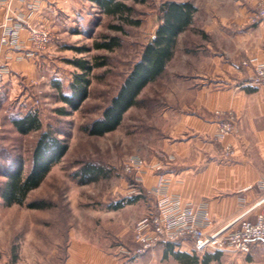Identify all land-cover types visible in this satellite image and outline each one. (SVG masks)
I'll return each mask as SVG.
<instances>
[{
    "label": "rangeland",
    "instance_id": "rangeland-1",
    "mask_svg": "<svg viewBox=\"0 0 264 264\" xmlns=\"http://www.w3.org/2000/svg\"><path fill=\"white\" fill-rule=\"evenodd\" d=\"M75 1L76 6L72 7L65 3L62 23L50 27L58 40L41 51L27 86L22 85L21 93L26 91L27 103L22 102L14 109L18 94L15 91L11 101L0 109V187L4 172L18 161L23 162L25 171L29 170L31 151L42 131L54 130L67 144L61 160L51 167L41 184L27 194L23 204L5 205L0 198V264H63L71 231L103 236L108 218L103 215L108 209L106 204L112 206L121 202V206L130 205L127 206L129 211L137 208L138 219L153 209V196L143 191L139 195L134 193L137 184L132 175L124 172L123 161L130 155L150 161V144L157 142L158 127L167 125L161 112L173 109L184 93L189 96L188 90L177 83L184 81L183 77L191 69L204 70L210 66L211 58H203L199 51L207 44L214 47L226 43L220 34L227 33L223 29L230 25H225L227 21L223 18L230 19L236 11L232 0H176L191 2L196 11L192 24L177 39L165 70L140 91L136 103L123 113L114 130L90 135L85 127L101 117L133 63L139 60L144 45L160 23L159 8L166 0L129 1L130 16L139 23L123 24V32L111 27L119 20L106 15L93 1ZM248 2L253 8L247 24L249 17L264 6V0ZM111 37H116L119 43L112 50L95 47L96 42ZM77 59L104 61L105 64L94 67L86 76L87 96L75 109L61 96L72 94L70 84L75 75L81 73L73 63ZM255 97L252 112L257 117L254 122L264 127V94ZM29 109L37 111L41 129L20 134L10 119ZM220 152L224 160L232 159L235 153L233 150L232 154L225 155L221 144ZM87 163L102 168L105 175L87 183L80 182V169ZM130 188L132 193H127L126 189ZM135 195L140 196L138 201ZM34 200L42 201L45 206L27 207L26 204ZM111 245L118 246V251L124 253L120 251L118 240L113 238Z\"/></svg>",
    "mask_w": 264,
    "mask_h": 264
},
{
    "label": "crops",
    "instance_id": "crops-1",
    "mask_svg": "<svg viewBox=\"0 0 264 264\" xmlns=\"http://www.w3.org/2000/svg\"><path fill=\"white\" fill-rule=\"evenodd\" d=\"M232 2L235 16L223 18L230 27L223 29L227 33L220 34L226 43L214 47L207 44L199 51L203 58H211L210 66L185 74L184 81L177 85L188 90L189 96L184 93L173 109L161 112L167 125L158 127L157 142L150 144L149 160L154 162L156 154L163 152L172 156L171 162L163 171L146 169L138 182L142 190L150 188L163 173L168 195L207 207L212 219L207 231L224 226L230 231L236 225L231 224L234 218L253 220L264 208V202L258 203L264 191L256 186L264 178V127L254 122L257 116L252 112L255 95L264 94V85L252 84L251 67L241 64L249 57L264 62V19L248 25L253 5L248 0ZM65 3L76 6L75 0H7L0 4V23L7 16H18L30 26L50 29L62 23ZM19 41L16 48L0 45V69L4 71L0 78V109L11 101L15 91L18 94L14 109L27 103L26 91L21 93L22 85L27 86L33 65L41 58V51L33 50L29 44L26 24L19 30ZM216 110H233L237 116V131L226 138L235 151L229 160L222 158L220 144L213 139ZM126 191L132 193L131 188ZM127 206L130 205L113 209L106 204L108 209L103 215L108 218L102 237L71 231L63 264H264V240L252 244L247 254L210 251L205 253L210 255L207 260L205 254L200 256L192 251L189 241L159 243L135 258L127 252L120 253L118 246L111 245L113 238L121 243L119 248L124 246L130 251L134 247L131 227L138 219V209L129 211ZM175 253L194 257H179Z\"/></svg>",
    "mask_w": 264,
    "mask_h": 264
},
{
    "label": "trees",
    "instance_id": "trees-1",
    "mask_svg": "<svg viewBox=\"0 0 264 264\" xmlns=\"http://www.w3.org/2000/svg\"><path fill=\"white\" fill-rule=\"evenodd\" d=\"M108 16L119 20L111 27L123 32V24L136 25L139 20L131 18L132 6L129 1L140 2L145 0H91ZM196 7L189 1L166 0L160 8V23L154 35L144 45L140 58L134 62L130 71L124 78L118 91L104 107L100 118L93 120L85 130L90 135H102L114 130L121 122L123 113L137 101V96L146 84L158 78L166 68L172 57L180 34L192 24ZM116 37L108 38L95 43L96 48L112 50L117 46ZM80 68L81 73L75 75L70 84L71 95L63 94L61 97L72 108H77L87 96L86 76L94 67L104 65V61L88 62L77 59L73 62ZM15 130L20 134H28L41 129V121L36 110H26L23 114L15 115L10 119ZM67 150V144L60 140L55 131L47 129L42 131L36 139L31 151V163L28 171L24 170L23 162L18 161L13 168L3 174L4 182L0 187V198L5 205L23 204L27 194L37 188L51 167L58 163ZM105 175L102 168L90 163L84 164L80 169V182H90ZM127 201H130L127 199ZM27 207L42 208V201H29ZM121 206V202L112 205L113 208ZM179 257H191L184 253H175ZM192 256L191 258H193ZM209 259L210 255L205 254ZM205 260V259H204Z\"/></svg>",
    "mask_w": 264,
    "mask_h": 264
},
{
    "label": "built area",
    "instance_id": "built-area-1",
    "mask_svg": "<svg viewBox=\"0 0 264 264\" xmlns=\"http://www.w3.org/2000/svg\"><path fill=\"white\" fill-rule=\"evenodd\" d=\"M7 0H0V4ZM264 19V6L258 8L248 19L252 26ZM26 24L28 40L31 48L42 51L58 36L50 29L41 26H30L22 17L7 16L0 23V45L9 48L19 46V30ZM242 65L251 67L250 82L254 85H264V62L255 57L242 61ZM4 71L0 69V78ZM216 129L213 139L221 144L225 155L232 154L233 147L226 142L229 135L237 131V116L233 110L214 111ZM172 156L163 152L156 154L154 162L147 161L142 156L130 155L123 161L124 172L132 175L134 184H137L135 194L143 191L153 196L155 203L151 211L135 220L132 224V241L134 247L127 251L123 246L120 251L127 252L132 258L150 252L157 244L167 242L191 243L192 251L204 253L210 251H223L235 254H247L252 244L264 240V208L255 214L253 220L238 216L231 221L235 228L226 231V226L207 231L206 227L212 223L209 210L204 204L194 205L184 203L179 197L168 195L165 190L166 179L163 173L158 176L157 182L150 188L142 190L138 186L140 175L146 169L163 171L171 162ZM133 184V185H134ZM256 186L264 191V178ZM264 202V196L258 203Z\"/></svg>",
    "mask_w": 264,
    "mask_h": 264
}]
</instances>
